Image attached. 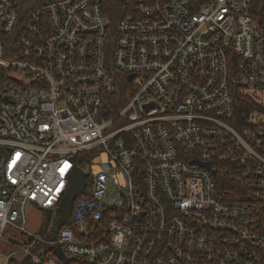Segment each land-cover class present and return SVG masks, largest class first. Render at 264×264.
Returning a JSON list of instances; mask_svg holds the SVG:
<instances>
[{
  "label": "built area",
  "instance_id": "obj_1",
  "mask_svg": "<svg viewBox=\"0 0 264 264\" xmlns=\"http://www.w3.org/2000/svg\"><path fill=\"white\" fill-rule=\"evenodd\" d=\"M118 1L112 23L101 0H0V243L26 233L14 255L37 264H64L58 246L66 264H264V0ZM83 154L70 223L28 230L33 204L51 231Z\"/></svg>",
  "mask_w": 264,
  "mask_h": 264
},
{
  "label": "rangeland",
  "instance_id": "obj_2",
  "mask_svg": "<svg viewBox=\"0 0 264 264\" xmlns=\"http://www.w3.org/2000/svg\"><path fill=\"white\" fill-rule=\"evenodd\" d=\"M6 69H7V76L16 77L17 79L24 81L28 80L27 73L24 72L21 68L17 70L12 69L10 71L8 68ZM101 157L103 160L107 159L105 154H103ZM94 167H97V165H95ZM58 215H59L58 210L57 208H55L53 218H57ZM27 217H28L27 229L30 230L31 232L37 233L40 236H46L50 232V230L49 231L46 230V232L43 233L45 229L43 227L44 226L43 224L47 217L46 211L42 210L41 208L33 204H29L27 208ZM26 240H27L26 233L19 230L18 231L12 230L9 227L3 237L2 242L0 243V251L5 254L12 253L14 255L15 254L14 252L20 250L21 248H24L26 244ZM45 252H46V248H40L38 250V254L41 255L44 254Z\"/></svg>",
  "mask_w": 264,
  "mask_h": 264
},
{
  "label": "water",
  "instance_id": "obj_3",
  "mask_svg": "<svg viewBox=\"0 0 264 264\" xmlns=\"http://www.w3.org/2000/svg\"><path fill=\"white\" fill-rule=\"evenodd\" d=\"M134 78V75L129 76V80L131 81ZM1 96V93H0ZM6 100V99H5ZM87 173L81 168V167H76L73 174L71 175V181L70 185L64 194L58 208L59 216L55 220L53 224V230L58 233L60 228L64 226L65 224L70 223V218H71V213L73 210V205L76 197L79 194H83L86 191V186H87ZM46 220H47V225L46 228H48L51 220H52V210L48 209L46 210ZM55 253L57 256L63 260L64 264L67 262V257L62 249L61 246H58L55 248Z\"/></svg>",
  "mask_w": 264,
  "mask_h": 264
},
{
  "label": "trees",
  "instance_id": "obj_4",
  "mask_svg": "<svg viewBox=\"0 0 264 264\" xmlns=\"http://www.w3.org/2000/svg\"><path fill=\"white\" fill-rule=\"evenodd\" d=\"M45 1H50V0H19V10L21 11L22 16L24 17L35 7L41 6ZM101 4H102V9L107 13L108 17L110 18V21L112 23H115L122 10L123 5L118 0H101ZM3 77H4V68H0V84ZM5 77H7L6 68H5ZM79 158L80 160L77 162V164L78 166L83 167L86 163V160L90 158V155L83 154ZM44 232H46L45 229L43 233ZM49 234L50 237L53 239H56L58 237V234L53 230V228L51 229ZM8 264H37V263H34L30 256L14 255L11 257Z\"/></svg>",
  "mask_w": 264,
  "mask_h": 264
},
{
  "label": "flooded vegetation",
  "instance_id": "obj_5",
  "mask_svg": "<svg viewBox=\"0 0 264 264\" xmlns=\"http://www.w3.org/2000/svg\"><path fill=\"white\" fill-rule=\"evenodd\" d=\"M51 223H52V220H51V222H50V224H49V226H48V227H51V225H52Z\"/></svg>",
  "mask_w": 264,
  "mask_h": 264
}]
</instances>
